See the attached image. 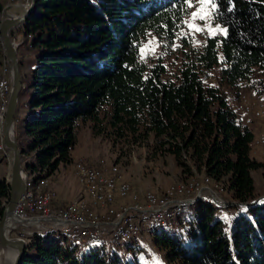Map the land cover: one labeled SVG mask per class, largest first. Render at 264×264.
<instances>
[{"label":"trees","instance_id":"trees-1","mask_svg":"<svg viewBox=\"0 0 264 264\" xmlns=\"http://www.w3.org/2000/svg\"><path fill=\"white\" fill-rule=\"evenodd\" d=\"M213 4V20L222 32L205 34L192 46L182 32L190 8L184 0H37L17 45L23 86L14 137L26 174L40 180L71 162L79 127L89 122L93 133L122 145L151 138L154 151L173 155L183 174L202 172L214 181L208 185L213 191L225 187L237 202L254 199L252 171L260 169L264 176V157L251 154L254 132L232 101L241 99L244 88L263 100L264 0ZM3 9L0 0V13ZM151 33L168 46L182 44L173 74L167 75L161 59L141 58L140 47ZM3 65L0 44V72ZM214 69L218 83L212 84L207 79ZM186 188L194 190L190 184ZM8 189L0 177V213ZM193 204L196 211L182 222L178 214L170 225L174 218L165 220L163 230L152 229V242L167 261L264 264V201L242 208L230 230L212 202L200 197ZM44 232L26 236L29 247L20 264H142L129 247L132 256L122 257L98 243L99 235L91 237L93 247L78 254L70 236ZM116 240L110 241L122 243Z\"/></svg>","mask_w":264,"mask_h":264},{"label":"rangeland","instance_id":"rangeland-1","mask_svg":"<svg viewBox=\"0 0 264 264\" xmlns=\"http://www.w3.org/2000/svg\"><path fill=\"white\" fill-rule=\"evenodd\" d=\"M2 1L4 3V9L3 12L0 13V18L3 17L4 14H10L9 5L12 4V0ZM29 2L30 0H27V6ZM213 9L214 4L212 2L201 4L198 2V0L192 1V6L189 8V12L185 16L184 26L182 29V32L187 35L186 38H190L192 46L199 45L205 34L213 35L222 32L221 26L213 20ZM194 12L198 13L195 19L192 16V13ZM17 13L20 12L16 10V14ZM201 16L203 19L200 18ZM21 34L22 25H19L11 30L10 36L18 44L19 40L21 39ZM177 46H182V44L180 42H175V44L172 46H168L161 37L151 33L146 37L140 47V56L147 63H154L161 59L167 67V75H171L176 71V68L181 61V52H179V47ZM217 80L216 70L214 69L207 81L209 83L215 84L218 83ZM7 88H10V79L8 75V68L5 63V66H1L0 72V91H2V94L0 93L1 109L3 108L2 104L4 103L2 102V97H5L4 105H7ZM222 88L226 90L227 94L232 96L229 98H232L233 100L234 98L232 92L225 86ZM241 95L244 96L243 99L232 101L234 108L236 109V104L240 102L242 105L249 108V112L246 113L254 115V117H250L261 119L262 122H264V92H262L260 95L263 100H259L249 88H244V90L241 91ZM241 100L243 102H241ZM5 110L6 106H4L3 111L0 110V177H8L7 173L9 172V159L11 156V153H9L8 156H3L4 153H7L2 141V125ZM263 130L264 127L255 132L254 136H257V134ZM150 144L151 138L148 142H145L142 145H122L121 142H114L102 135L93 133L90 129L89 122H86L81 124L79 127L77 140L72 148L74 154L85 152L86 155L81 156L80 160L75 161V171L71 173L70 178L67 180L69 186L80 185V191L75 199L66 202L58 201L56 198V191L52 186L49 177L44 178L45 180L43 182H40L39 179L34 180L33 176L31 177L27 174L25 178H32V180L35 182V190H37L36 186L38 184H41L39 187L40 190L42 188L48 190L51 193V204L56 205L58 203L57 209H69L72 207L74 211L78 212L84 208V205H86L85 209L87 208L88 212H91L93 215L91 220H93L94 223L92 224H111L113 219H118L119 222L122 220V217L129 215L132 216V218L138 222L137 230H141V232H135L133 237L129 239L130 241L117 238L112 233L99 235L101 238V243H106L109 249L113 248L119 251L122 257L128 255L132 256V251H134L136 253V257L140 259L142 264H177L176 262L167 261L165 259L164 252L155 247L152 242L154 235L150 234L154 233L149 227V215H153L155 217V211L145 214L141 213L143 218L140 219L134 215H139L140 212L132 211V206L148 205L152 201H160L164 207L158 212H162L164 214L163 219L169 222L170 219L174 218L169 222L170 225L180 215L182 217L181 221L179 222H182L183 219L194 214L196 207L193 203L197 201H195V198L199 196V198L201 197L202 200L212 202L215 205V215L224 221L227 230H230L233 219L239 213V211L244 208V206L237 205L234 207L227 205L226 203H229V201L234 202L235 200L232 199L230 193L226 191L224 186V190L218 194V192L213 191L208 186L211 184L213 185L214 181H211V179L209 181L205 180V175L201 176V174H203L202 172L193 171V173L190 175L183 174L180 170V167L177 166L173 155L169 153H158V151H154V148H152ZM252 146L253 148H260V155L263 158L264 155L262 152L264 151V145H256L252 141ZM80 164L91 166L95 173L99 176L111 177L113 179L115 189L112 191L111 197H107V190L104 192L99 190L98 192H102V194H104V197L100 196V193L95 192L96 186H86L80 180L76 171L77 166ZM62 170H64L63 165L60 166V171ZM126 171H128V174L131 177L133 176L135 179H137V177H142L148 183H156L158 181L159 185L157 188L144 187L143 189H136L132 183V179L126 177L128 174L124 175V172ZM57 174L58 172L56 171L54 176ZM252 177L254 180L256 193L254 198L264 195V176L262 171L260 169L253 170ZM189 184L194 188L193 191H200L201 187L206 186L207 190H211V194L217 195L218 198L213 197L212 199L209 195L199 194H193V196H190V193H188L189 188H186V186ZM191 198H193L194 201L189 202ZM117 201H120L118 211H116L117 213L113 216L107 214V212L110 210V206ZM181 201L183 203H181L179 206V202ZM105 208H107V212L102 213L101 210ZM109 213H111V211H109ZM166 215L170 217L167 218ZM49 229L51 228L44 230H31L26 236H30L32 239V236L34 233H36V231L39 233H45L44 231ZM56 229L60 230L63 234L70 236L67 240L68 243L73 244L74 242H77L76 244L78 245L76 251L78 254L86 253L89 248L93 247L94 245L91 243L92 241H90L91 237H81L80 234L74 233L68 229ZM15 234L16 229L11 228L9 235L14 236ZM111 236L115 239H119L116 241H122V243L116 244L115 242H111L110 240H115ZM27 237H25V239L30 241ZM104 237L105 239L102 241ZM127 247H129V249L132 251L125 250ZM12 258L13 256L10 253L6 254L4 258H0V264H10Z\"/></svg>","mask_w":264,"mask_h":264},{"label":"water","instance_id":"water-1","mask_svg":"<svg viewBox=\"0 0 264 264\" xmlns=\"http://www.w3.org/2000/svg\"><path fill=\"white\" fill-rule=\"evenodd\" d=\"M36 2L37 0H30L29 5L22 12L17 14H5L0 18V44L3 49L5 63L8 67L10 77V91L2 125V141L7 153H11L9 159V173L8 177L5 178V182L9 187L8 197L0 213V258L2 252L14 251V258L10 264H20L29 247V243L24 238L9 235L12 227L9 225L8 216L13 213L25 191L24 178L26 176L22 166L21 151L14 137L18 94L23 86V82L17 55V43L11 38L10 32L13 28L22 25L27 20L35 8ZM262 201H264V195L250 201H235L229 204L248 207L261 203Z\"/></svg>","mask_w":264,"mask_h":264},{"label":"bare ground","instance_id":"bare-ground-1","mask_svg":"<svg viewBox=\"0 0 264 264\" xmlns=\"http://www.w3.org/2000/svg\"><path fill=\"white\" fill-rule=\"evenodd\" d=\"M26 6H27V2H26ZM8 75H9V73H8ZM9 79H10V77H9ZM6 91H7V89H6ZM0 93L2 94V91H0ZM243 97L244 96H241V99H243ZM1 99H2V102L5 103V97H2ZM4 103L2 105H4ZM3 108H4V106H3ZM3 108L2 109L0 108V110L3 111ZM253 143L256 144V145H264V130L261 131L259 134H257V136H254ZM6 152H7V150H6ZM8 154H9V152L6 153V155H8ZM76 171L78 173L77 175L79 176L80 180L86 186H90V185L96 186L95 187V192L96 193H100V196H102V197H104V194H102V192H98V191L100 190V191H103L104 192V191L107 190L108 191L107 197H111L112 191L115 189V187H114V181H113V179L111 177H102V176L97 175L95 173L94 169L91 166L86 165V164H80V165H78ZM24 180H25V191H24V193H23L22 196H26L27 197V204H32V211H41V204H49L50 198H51V193L48 190L43 189V188L40 190L39 187L41 186V184H38L36 186L37 187V190H35V182L32 180V178L31 179L30 178H24ZM44 180L45 179L42 178L39 181L40 182H43ZM189 190H191V189H189ZM209 191H211V190H209ZM199 195H204V194H199ZM193 198H191L189 202L194 201ZM198 199H199V196L195 198V201L198 200ZM36 202H38V204H36ZM181 203H183V202L182 201L179 202V204H181ZM229 203H226V204L227 205H230ZM85 206L86 205H84L83 206L84 208L81 209L78 212L74 211V209L72 207H70L69 209H67V208H58L57 209V212L63 213L65 215V217H67V218H73L75 220H82V221H85V222H88V223H91L92 224V223H94V221L91 220V218L93 217V215H92L91 212H88V209L87 208L85 209ZM77 207H79V206H77ZM166 216L168 218V215H166ZM163 217H164V214L162 212L155 211V217L150 220L151 223L149 222L150 229L151 230L152 229H155L158 232V231L163 230L164 228H166L168 226V223L165 222V220L163 219ZM8 222H9V225L12 226V225L17 224V223H24L25 221L24 220H20L16 216L15 211H13V213L8 216ZM94 225H101V224H94ZM137 227L138 226H136V225H134L132 223H128L127 217H122V220L119 221L118 224H116L114 226V236H116L117 238H120L122 240H129L130 238L133 237V234L135 233L133 231L134 230H137ZM47 228H51L49 230H52V229H56V228H60V227H47ZM47 228H45V229H47ZM139 232H141V231H139ZM106 234H108V233H106ZM93 235H103V234H93ZM81 237H84V236H81ZM87 238H90V237H87ZM92 238H94V237H92ZM98 243H101V241H98ZM9 253L14 258V254H15L14 251H5V252H2L1 258H4L5 255L6 254H9ZM13 258H12V260H13Z\"/></svg>","mask_w":264,"mask_h":264},{"label":"built area","instance_id":"built-area-1","mask_svg":"<svg viewBox=\"0 0 264 264\" xmlns=\"http://www.w3.org/2000/svg\"><path fill=\"white\" fill-rule=\"evenodd\" d=\"M26 2L27 0H12V4L9 5L10 14H16V10L22 12L26 8ZM9 91L10 88H7V96ZM242 108H239V114ZM191 194L212 195L207 191L206 186L201 187L200 191L191 192L190 195ZM212 196L218 198L217 195ZM36 204H38V202H36ZM163 207L164 205L160 203V201H152L148 205L132 206V211L145 214L153 211H161ZM14 211L20 220L25 221L24 223H17L11 226L12 229H16V234L14 236L21 238H25L26 234L31 230H44L47 227H60L81 234V236L84 237H91L93 234L104 235L106 233H114V226L118 224V219H114L111 224L94 225L82 220L67 218L63 213L57 212V205L51 204L50 202L49 204H41V211H32V204H27L26 196L20 198ZM139 231L141 230H134L133 232Z\"/></svg>","mask_w":264,"mask_h":264},{"label":"crops","instance_id":"crops-1","mask_svg":"<svg viewBox=\"0 0 264 264\" xmlns=\"http://www.w3.org/2000/svg\"><path fill=\"white\" fill-rule=\"evenodd\" d=\"M242 96V95H241ZM243 102V101H241ZM245 102V101H244ZM244 105H242V103L238 102L236 104L237 110L239 112V108H242ZM246 112H249V108L245 107L242 108L240 117L243 120L244 123H246L252 130L253 132H257L260 129H262L264 127V122H262L261 119H255L252 118L254 117V115H250ZM252 116V117H250ZM264 155V151L262 152ZM251 154L256 157V158H260L262 159L261 155H260V148H251ZM86 155L85 152L82 153H73V150H71V157L72 160L69 163H61L57 169L58 174L56 176H54V173L49 177L50 182L52 184V186L54 187L55 191H56V198L58 199V201H70L76 198V196L79 193V187L78 186H69V184L67 183V180L70 178V175L72 172L75 171V161L80 160L81 156ZM3 156H6V153L3 154ZM2 157V156H1ZM63 165L64 170L60 171V166ZM9 173V172H8ZM7 173V174H8ZM130 173V171H129ZM128 171L124 172V175H127ZM140 176V175H139ZM130 179H132V183L134 184V187L136 189H143L144 187H150V188H157L158 187V181L156 183H148L146 180H144L142 177H137V179L133 178V176L131 177L129 174L126 176ZM6 178V177H4ZM209 193H211L210 191H208ZM204 195H209L212 199L213 196L210 194H204ZM230 202V201H229ZM56 204V201H55ZM58 204V203H57ZM56 204V205H57ZM120 201L115 202L113 205L110 206V210L108 208L109 211H111V213H109V211L107 212V208L102 209L101 212H107V214H110L111 216H113L114 214H116L118 211V207H119ZM135 216L139 217V218H143L142 214L139 213V215L134 214ZM148 215V214H147ZM103 218V217H102ZM150 222V220H149Z\"/></svg>","mask_w":264,"mask_h":264},{"label":"snow or ice","instance_id":"snow-or-ice-1","mask_svg":"<svg viewBox=\"0 0 264 264\" xmlns=\"http://www.w3.org/2000/svg\"><path fill=\"white\" fill-rule=\"evenodd\" d=\"M184 2H185L189 7L192 6V0H184ZM198 2L201 3V4L208 3V2H213V3H214V0H198ZM197 15H198V13H196V12L192 13V16H193L194 19L197 17ZM200 18L203 19L202 16H201Z\"/></svg>","mask_w":264,"mask_h":264}]
</instances>
